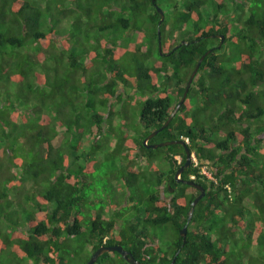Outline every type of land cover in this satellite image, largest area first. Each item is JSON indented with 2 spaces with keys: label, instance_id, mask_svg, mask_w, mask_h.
I'll return each instance as SVG.
<instances>
[{
  "label": "trees",
  "instance_id": "1",
  "mask_svg": "<svg viewBox=\"0 0 264 264\" xmlns=\"http://www.w3.org/2000/svg\"><path fill=\"white\" fill-rule=\"evenodd\" d=\"M113 246L141 264H264V0H0V264Z\"/></svg>",
  "mask_w": 264,
  "mask_h": 264
},
{
  "label": "water",
  "instance_id": "2",
  "mask_svg": "<svg viewBox=\"0 0 264 264\" xmlns=\"http://www.w3.org/2000/svg\"><path fill=\"white\" fill-rule=\"evenodd\" d=\"M157 11L159 12V14L161 15V20H160V23L159 25L161 24V22L163 21L164 19V15H163V12L161 9L157 8ZM220 39V44H219V47L222 45L223 43V39L224 37L223 36H216ZM158 38L160 39V36L158 35ZM210 50L200 58L199 62L197 63L195 69L193 70L192 72V75L187 83V86H186V89L184 91V94H183V97L181 99V101L177 104L176 108L174 109V111L171 113V115L168 117L167 121L165 122V124L157 131H154L152 134H150L147 138H146V141L147 142L148 140H150V138H152L153 136H155L159 131H161L163 128H165L169 123L170 121L172 120V118L175 116V114L178 112V109L179 107L181 106V104L184 102L186 96H187V93H188V90H189V87H190V84L192 83V80L194 78V76L196 75L198 69H199V66L201 64V62L203 61V59L205 58V56L207 54H209ZM174 143H177L179 145H182L184 146V143L182 141H176V142H165V143H162V144H154V145H151V146H148V148H152V149H157L159 147H165V146H168L170 144H174ZM185 152H186V165L181 167L177 173H176V179L178 182H181L183 184H186V185H189V186H192V187H195L197 188L199 191H200V194L199 196H197L195 198V200L192 202V207H194L198 201L204 196V190L201 186H198L197 184H195L193 181H189V180H180L179 179V175L183 172V170L185 168H188L190 163H191V160H190V151L188 148H185ZM172 191V190H170ZM181 236L183 237V243L185 242V236H186V227H183L182 231H181ZM112 251H115V252H118L124 259L127 263L129 264H141L139 263L138 261H136L127 251L123 250L120 246H113V247H100L93 255L92 257L90 258V260L86 263V264H94L98 257L101 256L102 254L106 253V252H112ZM173 263H174V260H173ZM172 263V264H173Z\"/></svg>",
  "mask_w": 264,
  "mask_h": 264
},
{
  "label": "rangeland",
  "instance_id": "3",
  "mask_svg": "<svg viewBox=\"0 0 264 264\" xmlns=\"http://www.w3.org/2000/svg\"><path fill=\"white\" fill-rule=\"evenodd\" d=\"M137 112L138 111H136V109L134 108V109H132V111H130V114L133 116V118H132V121L134 122L135 121V119H136V116H137ZM104 164V163H103ZM111 168H113V166H107V165H103V166H100L99 167V172H97L96 173V176L97 177H102V178H106L107 176H106V174H104V170L105 169H111ZM111 173H113L114 174V171H112V172H110V174ZM113 184H112V183ZM111 182L110 181H108V180H105V179H102L101 181H99V179H95L94 180V182H93V185H92V190H94L93 191V194L94 195H96V197H97V194L100 196L101 195V197H112V195H110L111 193H112V191L114 190V187H115V182L116 181H113V180H111ZM100 186V187H99ZM103 189H105L106 191H107V193H104V191H103ZM107 213H109V210H106V215H107ZM108 216V215H107ZM254 261L255 262H258L259 260L258 259H256V257H255V259H254Z\"/></svg>",
  "mask_w": 264,
  "mask_h": 264
},
{
  "label": "clouds",
  "instance_id": "4",
  "mask_svg": "<svg viewBox=\"0 0 264 264\" xmlns=\"http://www.w3.org/2000/svg\"><path fill=\"white\" fill-rule=\"evenodd\" d=\"M157 8H159V7H157ZM159 9H161V8H159ZM162 10V9H161ZM163 12V11H162ZM164 15V14H163ZM184 141H185V143H187L188 144V142H189V140L186 138V139H184ZM191 154V153H190ZM190 160L195 164V165H197V160H196V158H195V156H194V154H191V156H190ZM177 161L178 162H180V158L179 157H177ZM191 164V163H190ZM190 166V165H189ZM177 173V172H176ZM202 173L203 174H205L207 177H209L210 178V175H209V173H207L206 172V170L203 168L202 169ZM182 174V173H181ZM181 174L178 176L179 177V179H180V176H181ZM176 177V176H175ZM193 179H194V177H190V179H189V181H193ZM177 180V179H176ZM180 180H182V179H180ZM181 183V182H180Z\"/></svg>",
  "mask_w": 264,
  "mask_h": 264
}]
</instances>
